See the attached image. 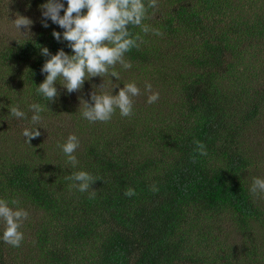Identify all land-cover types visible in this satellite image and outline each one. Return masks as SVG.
Masks as SVG:
<instances>
[{
  "label": "trees",
  "instance_id": "obj_1",
  "mask_svg": "<svg viewBox=\"0 0 264 264\" xmlns=\"http://www.w3.org/2000/svg\"><path fill=\"white\" fill-rule=\"evenodd\" d=\"M260 166L264 0H0V264H264Z\"/></svg>",
  "mask_w": 264,
  "mask_h": 264
},
{
  "label": "rangeland",
  "instance_id": "obj_2",
  "mask_svg": "<svg viewBox=\"0 0 264 264\" xmlns=\"http://www.w3.org/2000/svg\"><path fill=\"white\" fill-rule=\"evenodd\" d=\"M18 3L20 0H17ZM41 6H39L38 8H33L31 9L29 15H25V18L27 20V18L30 20L29 17H34V16H37V19H39V17L41 18L42 15H46L45 13H42L41 11L46 7V5H48V3H40ZM45 5V6H44ZM48 15V13H47ZM39 25L38 24H34L33 27L34 28H37ZM263 65V64H262ZM118 78L121 79V74H117ZM102 80V85L98 86V87H89L88 90L89 91H93V92H98L99 94H103V93H107V92H110L112 89H114V86L112 85V81H108V79H105L104 77L101 79ZM108 94V93H107ZM129 97V96H128ZM132 100H134V96L132 97L131 99V102ZM133 104V103H132ZM131 108V107H130ZM128 108V116L130 117L132 112H131V109ZM260 169H264V166H260ZM14 208V207H13ZM13 211V210H12ZM8 214H9V211H7ZM15 212V211H14ZM10 215V214H9ZM12 216V215H10Z\"/></svg>",
  "mask_w": 264,
  "mask_h": 264
}]
</instances>
